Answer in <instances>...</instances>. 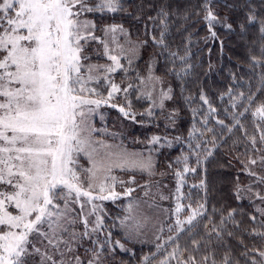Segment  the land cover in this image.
<instances>
[{
	"label": "snow or ice",
	"instance_id": "snow-or-ice-1",
	"mask_svg": "<svg viewBox=\"0 0 264 264\" xmlns=\"http://www.w3.org/2000/svg\"><path fill=\"white\" fill-rule=\"evenodd\" d=\"M211 5L212 0H204L200 8L209 34L205 39L216 40L219 38L215 31L217 25L228 32L234 31V27L227 16L220 17ZM146 7L149 11L155 10V16L147 14ZM243 7L248 11L246 23L239 25L241 38L248 26L259 25L260 56H251L249 65L254 72L255 69L261 70L255 72L258 78L256 91L233 94L229 87L226 93L221 94V99L224 95L229 97L231 109L243 106V111L231 114L234 124L229 126L219 118V110L201 89V107L207 106L203 119L199 121L203 127H196L195 117L200 108H191L193 123L188 130V140L197 139L199 134L204 143L198 142L194 147L189 143L190 151L167 165L168 169H173V164L177 167L172 172L175 188L166 195L163 189L168 185H162L160 179L154 178L159 176L162 179L168 173L157 172V161L151 154L144 156L121 149L100 156L93 146L99 143L101 148L111 147L92 139V134L97 131L91 124L92 116L101 105L118 108L125 117L129 116L132 105L127 94L133 89V84L124 86V79L117 83L115 77L120 73L127 77L134 61L141 58L142 50L149 43L148 39L133 40L130 29L123 23L101 25L95 15L99 13L103 18L108 14L114 17L123 13L137 22L147 16L146 35H150L152 44L160 49L159 55L167 53L174 58L168 74L183 80L192 68L187 63L190 53L178 56L177 52L169 51L166 38L171 31V18L186 21L189 12H181L180 5H174L173 0H149L147 3L140 0L139 4L135 0H0V264H103L102 252L98 249H103L105 244L111 245L112 241L111 232L105 243L98 239L107 215L101 202L128 198L124 208L127 215L120 220V225L128 238L134 239L140 235L143 224L132 214L142 203H148L133 197L137 188L152 200L149 208H159L157 197L160 201L174 202L173 208L163 209L175 217L174 224H168V231L172 233L168 242L174 246L159 264H170L172 260L176 264H218L212 250L213 234L216 243H224V226L230 220L235 223V210L222 217L219 225L207 216L206 168L199 183L190 186L204 191V196L195 201V206L192 192L185 193L183 189L187 186L188 175L200 173L207 159L213 155L212 149L204 147L209 143L205 133L216 132L215 128L208 127L210 119L220 125L221 132L227 129L231 133L233 128L239 127L256 153L248 157L245 165L247 175L255 178L254 183L264 185V174L248 167L259 165L264 170V99L257 102V93H264V0H261L260 14L250 3ZM130 8L133 10L129 11ZM197 15H200L199 11ZM156 20H159V36L155 35ZM149 22L153 25L150 32ZM183 27L181 24L177 31ZM94 57L97 62L93 61ZM175 58L183 65L179 70L175 68ZM100 59L106 62H98ZM147 70V77L137 73L141 85L150 86V90L143 93L152 102L146 114L153 117V109L158 107L163 115L167 109L166 102L174 99L173 88L171 85L166 89L161 87L159 95L154 96L157 85H163L164 80L154 74L151 58ZM232 79L235 82V74ZM251 79L249 77L245 83ZM121 92L126 94L127 110L124 106L110 103ZM183 99L189 105L194 100L191 96ZM224 111L228 113L229 110L226 108ZM248 113L252 117L254 134L249 133L240 120ZM179 114L180 109L173 108L164 118L176 127ZM131 118L135 120V114ZM182 140L179 135L171 139L153 135L148 143L171 148L174 142L181 143ZM211 143L213 148L218 146L215 135ZM81 153L87 157L90 167L79 164ZM193 156L195 166L190 163ZM114 168L138 172L146 177L145 183L138 184L135 175L128 180L120 179L112 174ZM118 186L123 190L119 191ZM235 191L237 199H242L239 185ZM247 191L264 203V192L253 191L251 186ZM256 211L261 218L260 226L264 228V207H257ZM185 212L187 215L183 216ZM205 218L204 234L200 235L198 229ZM250 219L255 221L256 216L251 215ZM129 220L133 223H127ZM163 230V227L159 229L160 232ZM182 234H186L185 239L190 240V245H180L178 241ZM226 234L233 236L231 231ZM251 235L264 239V231L253 229ZM87 241L97 247H85L81 256L78 250ZM113 247L124 249V244L117 240ZM162 247L163 244H156L157 251ZM241 255L250 264H264V248H251ZM144 260L147 261L148 257ZM219 264H233L231 253H225Z\"/></svg>",
	"mask_w": 264,
	"mask_h": 264
},
{
	"label": "trees",
	"instance_id": "trees-1",
	"mask_svg": "<svg viewBox=\"0 0 264 264\" xmlns=\"http://www.w3.org/2000/svg\"><path fill=\"white\" fill-rule=\"evenodd\" d=\"M149 0H146V3ZM155 2V0H150ZM204 0H173L174 5H180V11L187 10L189 12L188 20H178L176 17H172L170 20L171 31L167 36V43L169 51L177 52L178 56H184L185 53H190L187 60L188 64L192 65L190 74L184 77L183 80H178L174 74H168V69L173 67L172 60L174 58L169 57L167 53L163 56L159 55L160 49L155 47L150 35L145 33V21L147 16L142 18L139 22L133 20L131 17L121 14H108L101 18V14L97 13L95 18L98 23L103 25L104 23H123L125 27L129 28L132 33L133 40L148 39V46L142 50L141 58L134 61L132 70L127 77L124 73H120L115 77L116 82L120 83L124 79L125 84L132 83L133 89L127 94V100L131 102V110L129 116L125 117L118 108H113L109 105H101L97 109L94 118V128L97 129L92 135L98 139H102L106 142L113 141L118 142L121 145L130 148L143 147L149 144L148 141L153 135L167 136L169 139L179 135L183 138L181 143H173L171 148L159 146V150L151 151L154 159L157 161V172L166 171L168 174L161 179L157 176L154 179H160L161 184L168 185L163 191L167 195L175 188V180L172 175L173 170L177 165L173 164V169H168L167 165L170 162L175 161L176 157L182 154H187L189 149V143L194 145L196 143H204L203 138H199L192 141L188 140V130L192 127L193 117L191 114V108H200L196 120V127L202 128L199 123L203 119V113L207 111V106L201 107V101L199 100V94L201 89L208 96L213 106L218 111L220 119H224L225 123L231 126L234 121L231 119V114L234 111H243V106L236 110L231 109V101L227 95L221 99V94L226 93L229 87L233 89V94H238L243 91L246 94L252 91H256L257 77L255 72L261 71L255 69V72L249 67L251 64V56H260L259 50V33L258 27L248 26L241 38L239 25L246 23L247 8H244L245 3H250L257 9V13L260 14L261 0H212V7L220 17L227 16L229 21L233 24L234 31L228 32L221 25H217L215 31L218 33V39L212 40L209 36L208 29L203 21L204 12L200 8ZM135 3L139 4L140 0H135ZM133 9H129L132 11ZM197 11L200 15H197ZM147 14L155 16V10L149 11L145 8ZM90 18H93L90 14ZM183 24L184 27L177 31V28ZM156 31L155 35L159 36V20L155 21ZM153 25L148 23L149 32ZM98 35L100 33H97ZM256 43L253 44L252 41ZM95 47V45H93ZM153 64L154 74L161 76L164 80L163 85H157L153 93L154 96L159 95L161 87L167 88L169 85L173 88V101L166 102L167 109L162 115L161 110L157 107L153 111L155 115L149 117L146 114L147 109L151 105V101L143 95L141 83L137 79V73L143 77L146 74L147 65L150 61ZM94 62L96 58H93ZM98 62H106L104 59H100ZM125 67H128L127 62L123 61ZM182 63L178 58H175V68L179 70L182 67ZM235 74V82L232 79V75ZM148 73L146 74L147 77ZM252 77L251 87L249 83L245 81ZM181 85H183V92L181 91ZM106 95V92H105ZM125 93L121 92L110 103L124 106L127 110V101L125 100ZM191 96L194 98L193 102L185 104L184 97ZM138 97H140L138 99ZM264 99V93H257V102ZM246 106V103L245 105ZM255 107V105H253ZM173 108H179L180 114L177 118V125L173 127L164 118L168 112ZM228 109V113H225V109ZM135 114V120L131 116ZM143 114V115H142ZM241 123L248 129L249 133H255V129L252 124L251 114H246L245 117L240 118ZM166 125H168L166 127ZM208 127L215 128L214 134L205 133V138L209 141L204 147L206 149H212L213 155L207 159L204 166L201 168L198 174H189L187 177V186L183 189L185 193L192 192L193 206L195 201L204 196V191L201 189H191L192 184L199 183L202 178L204 169L207 170V216L212 218V222L216 225L220 224L222 217H227L230 210H235L233 220L228 221L224 226V243H216L215 234H213L212 250L215 252V257L218 261H221L225 253H231V259L233 264L239 261V264H250V261L241 253L247 252L248 249L264 248V239L259 236H253L251 233L253 229L257 231H264L261 228V218L256 211L257 207H264L259 199L255 198L252 193L247 191V187L251 186L253 191L264 192V185H258L254 183L255 178L247 175L245 165H247L248 157L255 156L251 149V145L245 139L244 134L240 131L239 127L233 128V131L229 133L227 129L223 132L220 131V125L215 123V120L210 119ZM216 136L217 147L213 148L211 140L212 136ZM156 145H154L155 147ZM190 163L195 166V157H190ZM182 167V166H181ZM249 168H253L258 174H264L259 165H248ZM120 174L119 178L128 180L131 175L136 176L138 184H144L146 177H142L138 172L122 171L115 172ZM237 185H239L241 191L239 195L242 199H237V193L235 191ZM135 187V185H133ZM118 190L123 189L118 186ZM153 193L156 189H152ZM133 197L140 200H151L149 197L143 195V190L137 188V191L133 193ZM156 202L159 204V208H150V212L153 214V223L149 225L141 222L143 227L140 229V235L134 239H129L126 235V231L122 229L120 220H122L127 213L124 211L125 206L128 203V198H121V200L112 202L104 201L103 208L107 215L104 217L105 224L104 229L98 234L100 243H105V239L108 233L111 232L112 244H105L103 249H98L102 252L103 264H159V261L164 256L172 251L173 243L168 242V236L172 235L168 231V224H174L175 217L171 216L170 212L165 213L163 209H171L174 207V202L171 200L160 201L158 197ZM188 203L187 200L184 201ZM148 203H152L148 201ZM146 203H142L141 207ZM145 206H148L146 204ZM213 208L216 211H213ZM132 215H135L134 213ZM187 212L183 214L186 216ZM251 215L256 216V220L250 219ZM182 216V218H183ZM140 221L145 220L144 216L139 217ZM207 222V219L201 221L198 229L200 235L204 234L203 224ZM127 223L132 224L133 221L129 220ZM238 225V226H237ZM212 225L210 224L209 227ZM163 227V232L159 229ZM233 233L232 237L227 236V232ZM157 236L160 237L157 240ZM186 234H182L181 239L178 241L183 247L186 243L190 245V240L185 239ZM94 238H96L94 236ZM199 238V237H197ZM119 240L124 244V249L119 247H113L115 241ZM243 243H240V241ZM161 243L163 247L159 251L156 249V244ZM97 247L93 245L91 241L85 242L84 246L78 250V254L84 255V248ZM152 253H156L155 256ZM203 254V253H202ZM254 255V253H250ZM144 257H148L145 261ZM170 264H176L175 260H172Z\"/></svg>",
	"mask_w": 264,
	"mask_h": 264
},
{
	"label": "rangeland",
	"instance_id": "rangeland-1",
	"mask_svg": "<svg viewBox=\"0 0 264 264\" xmlns=\"http://www.w3.org/2000/svg\"><path fill=\"white\" fill-rule=\"evenodd\" d=\"M148 73V71H146V74ZM146 74H145V76L144 77H146ZM143 76V75H142ZM140 88H142V93H145V92H147V91H149L150 90V86H145V85H141L140 86ZM156 91H157V89H156ZM96 112H97V110H96ZM96 113H94L93 114V116L95 115ZM93 116H92V120H91V124H92V126H94L93 124H94V118H93ZM92 139L94 140V141H97V142H100V141H102L105 145H110L111 147L110 148H101L100 147V145H99V143H96V144H94L93 146L94 147H96L97 149H98V152H99V155L100 156H104L107 152H116V151H119V150H126L127 152H129V153H141V154H143L144 156H147V155H149V154H151V151H153V150H156V149H158L159 148V145H156L155 147H154V145H152V144H147V145H144L143 147H136V148H130V147H126V146H124V145H121L120 143H118V142H113V141H109V142H106V141H104V140H102V139H98L96 136H94V135H92ZM152 155V154H151ZM153 156V155H152ZM154 157V156H153ZM79 164L80 165H83L84 167H90L91 165L89 164V161H88V159H87V157L86 156H84L82 153L79 155ZM115 172H122V170H120V169H117V168H114L113 169V172H112V174L113 175H116L118 178H119V175L118 174H115ZM148 201H150V202H152V200H148ZM102 204L104 203V202H101ZM146 204H149V203H146ZM146 204H144V206L143 207H140L138 210H136V211H134L133 213L135 214V215H133V216H135V217H137V218H139V217H142V216H144V217H147L148 219L147 220H143V221H141V222H143L144 224H146V225H149V223H153L154 222V219H153V214L150 212V208L148 207V206H145ZM143 224V225H144Z\"/></svg>",
	"mask_w": 264,
	"mask_h": 264
}]
</instances>
